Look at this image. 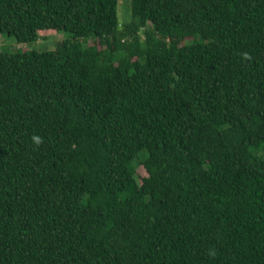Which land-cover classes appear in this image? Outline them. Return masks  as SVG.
Here are the masks:
<instances>
[{"label":"trees","instance_id":"trees-1","mask_svg":"<svg viewBox=\"0 0 264 264\" xmlns=\"http://www.w3.org/2000/svg\"><path fill=\"white\" fill-rule=\"evenodd\" d=\"M120 1L0 0V264H264V0Z\"/></svg>","mask_w":264,"mask_h":264},{"label":"rangeland","instance_id":"rangeland-1","mask_svg":"<svg viewBox=\"0 0 264 264\" xmlns=\"http://www.w3.org/2000/svg\"><path fill=\"white\" fill-rule=\"evenodd\" d=\"M126 1V2H124ZM128 6V0H122L118 3L117 6V15L122 23H128L131 21V12ZM148 28V26H146ZM143 29L141 30V32ZM42 34L41 36H43ZM46 36V35H44ZM65 37V34H54L50 33V35L47 33V37L43 40H40L36 43L32 44H22L18 43L15 38L6 36L4 34L0 33V52L1 53H15L16 51H25V50H37L38 52H42L44 50H54L58 43L63 40ZM92 41L89 42V45H92ZM146 176V172L142 166L137 167V180L140 182V179L142 177Z\"/></svg>","mask_w":264,"mask_h":264},{"label":"clouds","instance_id":"clouds-1","mask_svg":"<svg viewBox=\"0 0 264 264\" xmlns=\"http://www.w3.org/2000/svg\"><path fill=\"white\" fill-rule=\"evenodd\" d=\"M244 57H245V59H247V58H248V54L245 53V54H244ZM33 141H34V143H36L37 145H39L40 143H42L41 138L38 137V136L33 137Z\"/></svg>","mask_w":264,"mask_h":264}]
</instances>
